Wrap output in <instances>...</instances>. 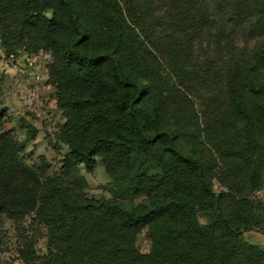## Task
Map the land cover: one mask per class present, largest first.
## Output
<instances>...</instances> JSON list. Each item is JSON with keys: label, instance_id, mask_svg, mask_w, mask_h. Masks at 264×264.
Masks as SVG:
<instances>
[{"label": "trees", "instance_id": "obj_1", "mask_svg": "<svg viewBox=\"0 0 264 264\" xmlns=\"http://www.w3.org/2000/svg\"><path fill=\"white\" fill-rule=\"evenodd\" d=\"M0 46L49 52L66 147L28 163L0 101V253L30 216L23 264H264L242 237L264 233V0H0ZM96 158L110 197L84 191Z\"/></svg>", "mask_w": 264, "mask_h": 264}, {"label": "rangeland", "instance_id": "obj_2", "mask_svg": "<svg viewBox=\"0 0 264 264\" xmlns=\"http://www.w3.org/2000/svg\"><path fill=\"white\" fill-rule=\"evenodd\" d=\"M49 59V52L44 51L32 54L19 51L7 55L0 46V101L5 110L4 128L10 129L24 143L26 161L30 164L45 163L49 172H57L66 147L54 138V132L64 119L55 104V87L47 79ZM28 125L34 128V135L30 136ZM79 169L88 195L110 197L116 194L99 158L95 159L92 170L82 165ZM214 188H221L217 180H214ZM261 193L256 192L257 195ZM4 220L2 264H23L19 250L29 243L38 253L44 252V229L32 217L27 216L18 224ZM242 237L264 249V233L260 229L246 230ZM137 244L140 250H148L150 241L145 230L139 233Z\"/></svg>", "mask_w": 264, "mask_h": 264}]
</instances>
